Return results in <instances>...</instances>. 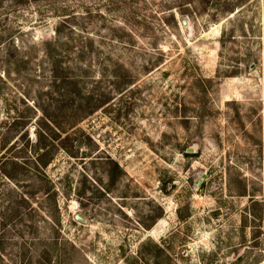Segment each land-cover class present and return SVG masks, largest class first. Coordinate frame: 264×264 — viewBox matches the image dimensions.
<instances>
[{"label":"rangeland","instance_id":"obj_1","mask_svg":"<svg viewBox=\"0 0 264 264\" xmlns=\"http://www.w3.org/2000/svg\"><path fill=\"white\" fill-rule=\"evenodd\" d=\"M0 264H264V0H0Z\"/></svg>","mask_w":264,"mask_h":264},{"label":"trees","instance_id":"obj_2","mask_svg":"<svg viewBox=\"0 0 264 264\" xmlns=\"http://www.w3.org/2000/svg\"><path fill=\"white\" fill-rule=\"evenodd\" d=\"M48 58L50 60V62L53 64V69L52 72L55 74L58 73V69H56V67H59V61L58 59L56 60L55 57V53L54 51H48ZM57 76L55 75V80H56ZM41 139V144L43 145L42 147L40 146L41 144H39V149L40 151L37 153V158H36V162L39 164H48L50 162V155L52 153V146H54L53 143V138H51L49 140V138H47L45 135L40 138ZM7 176H9L8 174H6Z\"/></svg>","mask_w":264,"mask_h":264}]
</instances>
